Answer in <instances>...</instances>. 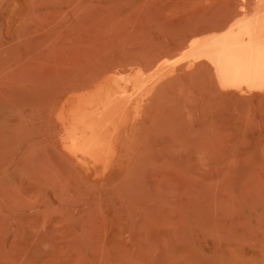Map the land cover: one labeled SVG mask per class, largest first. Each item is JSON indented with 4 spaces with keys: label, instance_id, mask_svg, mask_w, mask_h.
<instances>
[{
    "label": "rangeland",
    "instance_id": "obj_1",
    "mask_svg": "<svg viewBox=\"0 0 264 264\" xmlns=\"http://www.w3.org/2000/svg\"><path fill=\"white\" fill-rule=\"evenodd\" d=\"M251 4L0 0V264H264V91L180 69L106 167L77 160L58 119L73 90Z\"/></svg>",
    "mask_w": 264,
    "mask_h": 264
},
{
    "label": "bare ground",
    "instance_id": "obj_2",
    "mask_svg": "<svg viewBox=\"0 0 264 264\" xmlns=\"http://www.w3.org/2000/svg\"><path fill=\"white\" fill-rule=\"evenodd\" d=\"M183 45L174 57L158 55L150 61L151 67L136 63L110 71L61 101L58 119L63 144L77 160L92 167L110 165L133 116L180 69L204 65L224 89L264 91V0L242 5L218 26L194 31Z\"/></svg>",
    "mask_w": 264,
    "mask_h": 264
}]
</instances>
